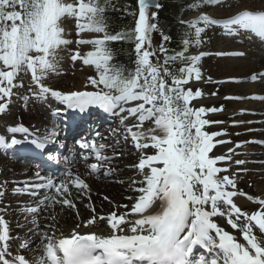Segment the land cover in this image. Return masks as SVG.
Here are the masks:
<instances>
[{"label": "snow or ice", "instance_id": "obj_1", "mask_svg": "<svg viewBox=\"0 0 264 264\" xmlns=\"http://www.w3.org/2000/svg\"><path fill=\"white\" fill-rule=\"evenodd\" d=\"M138 5L139 15L132 33L111 34L106 16L110 0H0V116L9 111L13 97L19 96L16 90L24 87L22 76H30L29 95L20 97L25 102L30 98L47 100L50 96L66 109L81 114H90L95 109L119 117L125 140L130 138L140 153L133 167L142 177L132 181L133 186L139 185L131 187L138 195L125 197L132 201L131 205H116V210L107 216L97 214L92 207L87 220L77 223L69 234L61 231L58 237L53 230L55 225L46 226L53 230L51 235L48 232L38 235L36 224L35 230L29 232L37 236L38 243L30 237L13 235L9 223L0 215V264H264V199L240 191L235 174L221 175L229 169L218 164L231 161L235 153L230 148L228 155L214 154L217 144L230 141L216 139L224 135L222 132L206 130L223 123L206 117L223 109L196 107L193 101L204 94L189 86L193 79H204L199 65L210 53L188 54L190 47L204 43L202 34L214 26L220 27L226 36L249 35L264 41V10L241 5L222 20L200 13L188 22L194 31L188 34L191 38L183 40V50L168 55L163 44L154 49L151 42V33L157 30V25L149 22L156 16L150 9L161 5L154 0H138ZM204 6L234 7L228 0H194L191 5L197 11ZM68 20L74 22L77 37L74 41L67 38ZM85 34L95 35L85 38ZM161 35L164 41L169 39ZM125 39L135 43L133 69L113 63L110 42ZM73 43L77 49L71 60H79L96 70V75L89 76L84 86L85 89L90 86L91 91L65 92L45 84L49 75L58 70L60 52ZM80 45L92 47L81 53ZM258 79L264 80V72L250 77L253 82ZM208 82H212L211 77ZM60 111L57 109L56 113ZM129 120L133 122L126 123ZM6 132L12 135L8 140L0 135V147L27 144L42 152L59 135L53 130L43 137L34 136L23 124L9 126ZM17 133L23 134V138L17 139ZM96 136L101 134L97 132ZM77 144L80 149L94 153L97 161L112 159L102 155L106 145L97 144L95 139L82 138ZM48 159L54 157L49 155ZM245 163L242 159L235 160L236 165ZM102 167L103 164H90L89 174L99 173ZM112 172L109 168L103 174L110 176ZM36 175L46 180V184H26L15 192L36 196L38 189H55L60 198L45 196L40 204L52 200L62 207L76 209L69 186L85 194L91 191L85 180L70 170L59 182ZM3 195L0 191V197ZM237 196H244L260 207L249 213L236 203ZM120 208L125 211L120 212ZM26 211L37 213L40 208ZM76 215L79 219L78 210ZM100 221L107 225V234L91 230L98 228ZM81 228L89 231L82 232Z\"/></svg>", "mask_w": 264, "mask_h": 264}, {"label": "bare ground", "instance_id": "obj_2", "mask_svg": "<svg viewBox=\"0 0 264 264\" xmlns=\"http://www.w3.org/2000/svg\"><path fill=\"white\" fill-rule=\"evenodd\" d=\"M233 50L235 49L221 50V52H232ZM249 57L251 59L254 58V60L243 67L240 66V58H235V56H221L218 58V62L211 64V71L214 75L212 81L222 83L227 79H232L235 82L238 80L240 81L241 79H250L254 71L257 70L255 69L256 65H259L260 67L258 70H263L264 72V46L259 48L258 54L250 53ZM80 66L82 67V65L77 61H69L67 70L63 74L61 84L59 83L60 85L58 86V90L65 92L93 90L91 87L85 89L84 86L86 79L82 77L84 73L81 71ZM198 84L199 83L191 81L189 86L191 87L195 85L198 87ZM227 86L228 85H224L226 89ZM257 86L261 90L259 93H264V80L260 79ZM60 87L63 88L60 89ZM230 91L227 92L223 88H220L217 92L218 94L226 93L229 96L234 97L244 96L242 93L237 95V92ZM259 93L257 95H261ZM53 100L54 101L49 104H42L40 102V105L34 102L14 104L13 106H10L6 115L9 114L12 119L9 126L23 124L25 127L29 128V132L32 134L34 133V136L43 137L53 130L57 131L59 135L55 138V143L48 145V148L53 152V157L55 156V160L53 159V161H60L63 158L67 160L64 165L60 166L54 162H47L43 164V168L39 171V169L36 168L32 169V165L34 164L30 161L35 159H31L25 155V157H22L21 153H16L10 148H0V191L3 188L5 190L4 196H2L3 198L0 197V199H4V204L0 202V209H3V211H0V215H3L5 220L9 223L12 233L15 232L13 235L15 234L22 238L30 237L31 239L37 240V243V236H32L29 232V228L35 230L36 224L39 226L43 225V227H39L38 235L43 232H48V234L51 235L52 230L46 226L48 224H53L57 229V237L60 235L61 231L65 234H69L71 230L75 228L77 223L82 220H87L89 216L92 215V207H95L97 214L102 215L104 213L107 216L112 211L116 210V205H131L132 201L125 199V197L135 196L137 193H134L130 189L129 184L132 180L139 181L136 178L137 170L133 167V165L138 162L140 153L137 152L130 138L125 140L124 126L117 123L119 121V117L109 116L107 113L95 109L91 110L87 118L85 117L86 114H81L74 110L65 115L63 111L67 109L64 108V105L62 107L59 102L55 99ZM214 101L217 103L216 99ZM214 101L211 105L218 108V105L216 103L214 104ZM259 102L261 105L252 110H244L243 108L246 107L239 104L231 113L238 112V114L242 116L241 118L246 119H251L255 114H258L257 117L263 118L257 122H253L252 120L245 121L244 123L242 122L235 127L234 131H221L217 129L216 132H222L224 135H221L216 139L224 140L226 142L230 141V143L217 144L216 148L213 150L214 154L217 156L228 155V150L234 145V143L237 145L236 140L238 138H240V140L258 139V142L255 144H252L251 141L250 143H247L246 146L241 147L242 151L244 148L252 150V152H249L248 154L249 160L246 161L245 165L242 167L243 176L239 177V173L232 172L235 174L237 186L242 188L244 191L251 193L254 198H261L259 196L264 193V191H259L260 186L258 184L255 186L256 182H264V143H260L264 141V99H259ZM222 107L224 109L225 104H222ZM57 109H61V111L56 113L55 111ZM219 112L220 111L212 114H218ZM55 118L60 120L61 123L56 124L53 121ZM222 118L225 120L228 116L226 115ZM111 119H114L115 123H110L109 121ZM132 122V120H129L126 123ZM104 129L106 130L103 131ZM81 132H84V134L79 135ZM97 132H99L101 136H96ZM3 135L6 137V140H8L12 134L5 131ZM15 135L16 138H19V136L23 137V134L20 133ZM76 135H79L80 137L78 138L80 139H95L97 144L104 143L106 148L103 150L102 155L111 157L112 159L110 161H97L95 158L94 160L93 153L89 150L80 149L79 146H77L76 139L73 143L74 146L71 148L68 146H62L61 143H59L61 140L65 139L71 141ZM101 137H103V139H101ZM31 138L32 137L30 136L29 139ZM81 152H84L83 154H85L87 158H90V161L82 158L80 156ZM93 161L99 162L98 165L103 164V167L99 173L90 175L89 165L92 164ZM228 164L229 162L227 161L220 162L218 167L228 168V172L236 170L234 166L227 167ZM109 168L113 170L112 175L105 176L103 173ZM67 170H70L74 175H79L82 179H84L91 190L90 192H87L88 195L89 193L91 194V199L89 200V198L85 197V195L79 192L78 189L74 190L69 186L73 193L72 199L76 204V209L62 207L60 204L55 203L52 200H46L44 204H40V201L44 200L45 196H57V199H59L60 197L56 194L55 189H48L46 187L38 189V194L36 196L29 195L27 192H15V189H23L26 184L28 185L32 182L33 177L37 174L36 171L39 172L40 176L52 177L54 180L59 182V180L65 179V172ZM140 179H142V177H140ZM38 184H46V180L40 179ZM17 185H19V187H17ZM29 191H31V189H29ZM105 196L109 199L104 200L103 198ZM234 199L236 203L242 207V209L248 211L249 213L255 212L260 207L258 204L248 201L244 196H237ZM261 199H264V197ZM109 201H111V203ZM33 207H39L40 211L37 213H29L26 211V209ZM77 210L80 213L79 219L76 215ZM119 211L124 212L125 209L120 208ZM10 213H13L14 217L19 220L23 217L26 218L24 221L20 220L17 223V227L13 228L15 223H11L12 219H10ZM52 217H55V220H53ZM33 221H35V223H33ZM227 227L228 226H226V228ZM91 230L97 232L103 231L107 234L108 228L103 221H100L99 227ZM80 231L86 232L89 231V229L81 228Z\"/></svg>", "mask_w": 264, "mask_h": 264}, {"label": "rangeland", "instance_id": "obj_3", "mask_svg": "<svg viewBox=\"0 0 264 264\" xmlns=\"http://www.w3.org/2000/svg\"><path fill=\"white\" fill-rule=\"evenodd\" d=\"M229 3H231L232 5H234V7L232 9H228L225 7H207L199 12H195L192 13L190 15H188L185 20L187 22H190L192 20H194L200 13H207L209 14L212 18L215 19H224L227 18L228 16L232 15L236 8L240 7L241 5L249 7L253 10H264V0H228ZM201 27H203V25H199ZM66 31L68 33H70V35L67 37L68 39L71 40H75L77 39L76 34H75V26H74V22L71 20H68L66 22ZM92 35L95 34H85V37H90ZM202 39L204 41V43H202L199 47L196 48V46H193L188 54H192V55H197L200 52H205V53H210V55H206L204 56L201 61H200V68L201 71L203 73V77L204 79L201 81H196V80H192L195 83H199L198 87H196L195 85L191 86L193 91H195L196 89H200L202 90L204 93V95L197 101H193V104L196 107H205V108H212L214 106L211 105V103L216 99L217 103L214 101V104L216 103L218 105V109L222 108V104H225V107L222 111H220L218 114H212V113H208L207 115V119L212 120V121H222L223 123L220 124H213L210 127H207L206 130H208L209 132H216L217 129L221 130V131H234L235 127L238 124H241L242 122L244 123L245 121H250L252 120L253 122H257L260 121L263 117H257L258 114L253 115L254 117H252L251 119H246V118H241L242 116L238 114V112H234L231 113L237 105H242L244 110H252L255 107L261 105V103L259 102V99H253L252 97H264V93H259V91H261L258 88V82L260 81V79H258L257 81L253 82L250 79H245V80H238V81H234L232 79H227L226 81L222 82V83H218L215 81H212V78L214 77L213 72L211 71V64H213L214 62H218L221 56H217L215 55V53L217 52H221V50H233L232 52H243L244 55L243 56H235V58H240L241 64L240 66H246L249 62L253 61L254 58H250L249 54L250 53H257L259 52V48L264 46V41H261L259 38L255 37V36H249V35H243V36H238V37H230V36H226L223 33V30L220 27H210L207 28L205 30V32L202 34ZM161 40V37L159 34L155 33V30L152 31L151 34V42H152V47L154 49H159V41ZM91 45H80L79 46V51L81 53H85L89 50H91ZM240 48V49H239ZM77 49V45L75 43L71 44L68 46L67 49H64L60 52V60H59V67L57 72L55 73H51L48 77L47 80H45V84L48 85L49 87L58 90V86L61 84L62 78H63V74L64 72H66L67 70V66L69 61H71V55L73 53V51H75ZM238 49V50H237ZM218 50V51H217ZM158 55H160L158 53ZM78 63H80L82 65L81 67V71L84 73V75L82 77H84L87 81V78L89 76H95L96 75V70L94 69V67L91 66H84L81 61L77 60ZM258 68L260 69L259 65L255 66V70L254 73H261L263 72V70H258ZM211 77V81L212 82H208V78ZM56 79V80H55ZM22 80L24 83V87L23 88H18L16 91L19 93V96L17 97H13L12 103L10 106H13L14 104H19V103H23L25 102L23 99H21L20 97L24 96V95H29L28 93V85L30 83V76H22ZM235 82V83H234ZM60 83V84H59ZM78 85V84H76ZM224 85H228L227 89L226 87H224ZM236 85V86H233ZM63 87H60V89ZM90 88V86H89ZM214 88V90H213ZM220 88H223L224 90H226L227 92H237V95H240V93H242L244 96L242 97V99H225V97H229L228 94L224 93V94H218V90ZM255 91V92H253ZM213 93H216L215 95H213ZM261 94V95H257V94ZM218 94V96H217ZM217 96V97H216ZM230 97H234V96H230ZM30 101V102H29ZM54 101L52 97L49 96V98L47 100H38L35 98H30L27 103H31L34 102L36 104L40 105V102L42 104H49L50 102ZM234 102V103H233ZM55 103V102H54ZM236 103V104H235ZM240 107V106H239ZM228 116L227 119L223 120L222 117L224 116ZM11 117L9 116V114H4L2 116H0V134L3 135V133L6 131L7 127L9 126V124L12 122L11 121ZM56 118L53 120L56 124H58V122L55 121ZM112 120V119H111ZM115 123V121L113 122ZM118 124L120 123V119L117 122ZM117 128V127H116ZM37 130V129H36ZM106 129H104L103 131H105ZM215 130V131H214ZM4 131V132H3ZM31 133V132H30ZM34 134V133H33ZM241 136V135H240ZM243 136V135H242ZM264 137V136H263ZM242 139V138H241ZM78 140V139H76ZM256 140V141H255ZM237 144H242V146H246L247 143H243L246 141H254L252 142V144H255L258 142V139H242L240 140V138H238L237 140ZM69 142H67L66 146H68L69 148H71L74 145L68 144ZM71 143V142H70ZM74 143V142H73ZM236 143H234V145L231 147V149H233L235 152V154L232 156V160L231 161H227L229 162L228 166H234L236 168L235 171H231L228 173H224V174H228V175H233L234 172L239 173V177H242V170H243V165H236L235 164V160L237 159H242L245 161H248V154L249 152H252L251 149H241V147L237 148ZM94 155V160H95V154ZM80 156L82 158H84L86 155L83 153H80ZM67 160L63 159L61 161L58 162V164L64 165V163ZM87 161H90V158H87ZM93 163H99L96 161H93ZM57 164V162H56ZM245 165V164H244ZM33 169V166H32ZM35 169V168H34ZM10 172V171H9ZM233 172V173H232ZM36 173H39L36 171ZM223 173H221V175H224ZM136 178L138 180H140V176L138 174H136ZM40 181V179L35 175L33 177V181L30 182L28 185H35L38 184ZM57 181V180H56ZM133 181V180H132ZM132 181L129 184L130 189L131 187H138L139 185H132ZM3 182V181H2ZM259 185V191H264V182L260 183V182H256V185ZM17 187H19V185H17ZM70 187L74 190H76V188L72 187L70 185ZM237 188L242 191L243 193H246L248 195H251V193H248L246 191H244L242 188H239L237 186ZM3 192H5L4 188L1 190ZM80 192V191H79ZM135 193V192H134ZM85 195V197H89L91 194L88 193H82ZM96 194V193H95ZM93 194V195H95ZM138 195V194H137ZM4 196V195H3ZM96 196V195H95ZM261 198L264 197V193H262L261 196H259ZM3 198V197H2ZM28 198V196H27ZM42 199V198H40ZM0 202H2L4 204V199H0ZM1 204V203H0ZM80 215V213H79ZM104 216H106V214H102ZM10 219L11 223H15V226H13V228L17 227V223L21 220L24 221L26 217L21 218L20 220L18 218H15L13 213H10ZM90 217V216H89ZM51 225V224H48ZM53 225V224H52ZM39 227H43V225H40ZM45 227V226H44ZM48 228V227H47ZM31 229V228H29ZM56 227H55V231H56ZM53 231V230H52ZM15 233V232H13ZM15 235V234H14Z\"/></svg>", "mask_w": 264, "mask_h": 264}, {"label": "trees", "instance_id": "obj_4", "mask_svg": "<svg viewBox=\"0 0 264 264\" xmlns=\"http://www.w3.org/2000/svg\"><path fill=\"white\" fill-rule=\"evenodd\" d=\"M193 2L194 0H159L161 7L158 8L152 23L157 25L155 33L161 37L159 47L163 44L168 50V55H174L182 51L184 48L183 40L191 38L188 34L194 30L188 27V22L185 18L192 13L209 7L204 6L197 11L191 7ZM138 15V0H110V6L106 11L110 33H132L136 26ZM161 33H163V36L169 37V39L164 41ZM110 47L114 55L113 63L126 69L135 67L134 40L125 39L110 42ZM161 59H163V55H161Z\"/></svg>", "mask_w": 264, "mask_h": 264}, {"label": "water", "instance_id": "obj_5", "mask_svg": "<svg viewBox=\"0 0 264 264\" xmlns=\"http://www.w3.org/2000/svg\"><path fill=\"white\" fill-rule=\"evenodd\" d=\"M154 3H159V0H154ZM138 10H139V5H138ZM150 12H155L157 14L158 8L153 7L152 9H150ZM152 20H153V18H150L149 22L152 23Z\"/></svg>", "mask_w": 264, "mask_h": 264}]
</instances>
